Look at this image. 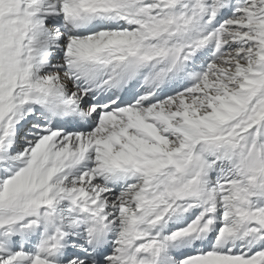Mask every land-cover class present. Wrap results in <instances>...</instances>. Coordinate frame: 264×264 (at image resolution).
<instances>
[{"label": "snow or ice", "instance_id": "1", "mask_svg": "<svg viewBox=\"0 0 264 264\" xmlns=\"http://www.w3.org/2000/svg\"><path fill=\"white\" fill-rule=\"evenodd\" d=\"M0 264H264V0H0Z\"/></svg>", "mask_w": 264, "mask_h": 264}]
</instances>
